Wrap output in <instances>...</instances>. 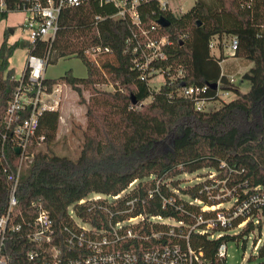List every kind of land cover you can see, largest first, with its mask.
Masks as SVG:
<instances>
[{
  "label": "trees",
  "instance_id": "16d2710c",
  "mask_svg": "<svg viewBox=\"0 0 264 264\" xmlns=\"http://www.w3.org/2000/svg\"><path fill=\"white\" fill-rule=\"evenodd\" d=\"M212 1L196 0L187 12L177 15L163 10L158 0H142V29L153 37L166 36L171 41L164 48L167 59L153 63L166 78L157 92L133 68L145 37L129 20L112 17L117 11L114 5L89 0L84 5L62 9L53 49H58L59 56H65V52L75 55L86 66L85 77H77L70 69L60 80L77 91L85 103L88 125L83 130L78 157L70 158L54 153L52 148L57 141L60 111H45L40 116L34 142L43 136L45 147H31L34 157L23 169L17 191L18 207L27 218L36 215L31 204L41 202L57 226L68 221L71 205L76 216L99 228H107L110 221L123 222L142 215V231L150 233L152 229L168 230L172 225L164 220H174L179 223L173 225L178 236L153 242L185 246L184 237L188 235L192 248L201 251L208 264H216L221 243L245 244L255 230L261 234L264 203L251 207V215L258 217L259 223L250 221L237 234L229 232L232 227L219 228L215 232L220 236L212 239L199 233L203 225H196L197 216L204 214L201 207L217 204L210 199L215 181L219 185L214 191L225 186L241 201L264 195V0ZM24 2L5 0L0 24L11 12L21 11ZM96 17L102 18L97 25L101 41L111 49V56L101 68L85 57L88 42L64 40L66 30L69 37L85 36L87 26H94ZM160 17H165L169 25H160ZM224 35L237 37L236 57L252 64L243 74L251 88L219 109L199 112L192 101L179 95L182 83L212 87L221 80L224 89L239 91L238 85L229 84L221 75L223 58L211 56L208 48L214 36ZM16 47L5 38L0 45V154L5 155L0 162V216L8 207V175L18 166L12 131L7 132L4 125L8 104L19 84L10 68ZM29 53L44 57L47 42L36 41L30 45ZM180 68L185 71L183 79L169 81L168 75ZM47 81L51 85L59 80ZM103 83H112L114 91L98 88ZM84 90L90 92L89 99L84 98ZM215 92L214 88L210 90L211 95ZM203 169L208 172L199 182L182 183V176ZM212 172L215 177L210 178ZM257 187L260 188L256 190ZM92 194L104 197L90 200ZM118 195L121 196L116 199ZM170 196L177 198V205L164 204L163 197ZM82 199L87 202L79 204ZM151 217L161 220L152 221ZM241 220L237 219L233 227ZM33 247L21 233H16L7 240L4 252L12 264H17ZM258 250L264 256V242Z\"/></svg>",
  "mask_w": 264,
  "mask_h": 264
},
{
  "label": "built area",
  "instance_id": "2783aa9c",
  "mask_svg": "<svg viewBox=\"0 0 264 264\" xmlns=\"http://www.w3.org/2000/svg\"><path fill=\"white\" fill-rule=\"evenodd\" d=\"M88 1L25 0L24 5L20 8L21 12L25 14L24 29L28 31L30 37L29 45H34L36 41H45L47 42V53L44 57L33 54L28 55L24 74L18 80V87L13 99L8 104L4 116L5 128L7 132L12 131V143L15 149H19V153H17L18 166L16 172L8 175L10 182L8 207L6 212L0 216V264H12L11 257L4 250L7 240L16 233H21L22 239L34 246L32 250L26 253L23 260L17 264H208L203 258V253L192 248L188 241V235L184 237L186 240L185 246L173 242L154 243L153 240L159 241L164 237H177L175 227L172 225L165 231L152 229L150 233H144L141 221L145 217L142 215L130 217L123 222L112 223L110 221L107 228H99L76 216L71 205L67 210L68 221L57 226L49 211L41 202L31 204L36 213L32 219L27 218L24 211L18 207L19 179L23 169L32 162L34 157L30 149L33 145L34 147H40L44 142L43 136L36 138L34 142L39 129L40 116L45 111H60L64 90L72 89L70 85L62 80L50 85L45 77V71L59 32L60 13L64 8L81 6ZM101 2L114 5L117 11L112 17L129 20L135 27L140 29L145 37L144 43L133 61V68L140 71L141 79L149 83L151 78L159 73H162L165 78V73L161 69L155 68L153 63L167 59L164 48L166 45L171 44V41L166 36L153 37L148 31L142 29V19L139 13L142 0H101ZM158 2L163 10H170V0H158ZM5 10V0H0V12ZM101 19L96 17V23L94 26H87V34L83 37H69L68 30H66L64 36V40L70 39L73 43L88 42V46L84 49V55L89 62L100 68L111 56V49L101 41V33L97 26ZM238 44V39L235 36H214L208 48L211 56L223 58L220 62L221 66L226 58L236 57ZM61 49H64L63 43ZM137 50L138 48H136ZM65 56L76 58L75 55L68 52H65ZM221 75L227 78L229 84L237 83V78L234 75L225 74L223 70ZM168 76L169 81L181 80L185 76V71L180 68L174 74ZM165 83L166 78L163 84ZM107 84L111 83H103L102 85ZM111 86L114 88L113 85ZM211 89L212 87L208 84L197 86L182 83L178 93L192 101L197 111L205 112L210 111L208 106L211 103L233 92V90L224 89L221 80L217 83L215 95L210 94ZM62 119V116H60V120ZM7 132L4 135H7ZM4 159L5 155L1 153L0 162ZM209 177H215V172H212ZM216 183L218 182L215 181L211 184L213 195H210V199L217 202V204L201 207L204 214H199L196 222L197 226L203 225L199 229V233L208 234L210 238L214 239L220 236H217L220 233L215 232L219 228L232 227L230 230L237 229L234 232L237 234L250 221L254 225L259 223V218L251 215V207H257L258 203H264V195L262 197L257 194L252 195L241 201L240 197L235 195L236 192L225 186L217 192L214 191L219 185ZM259 188L257 187L256 190ZM120 196L118 195L115 198L117 199ZM85 202H87V199H82L79 204ZM163 202L164 204L177 205V198L174 196L163 197ZM227 202L232 203L226 205ZM133 203L134 201L131 202V205ZM197 203L201 204L200 201ZM208 212L214 213L209 214ZM237 219L242 220L237 226L233 227ZM151 220H161V218L151 217ZM81 223H84L87 227ZM176 225H179V223ZM262 233L263 230L259 236H262ZM253 234H257V230ZM135 242H137V245ZM263 242L261 238H257L254 244L257 246V250ZM227 245V242L219 245L216 264L226 263Z\"/></svg>",
  "mask_w": 264,
  "mask_h": 264
},
{
  "label": "rangeland",
  "instance_id": "374dc122",
  "mask_svg": "<svg viewBox=\"0 0 264 264\" xmlns=\"http://www.w3.org/2000/svg\"><path fill=\"white\" fill-rule=\"evenodd\" d=\"M213 3L212 0H208ZM195 3L192 0H170V11L177 15L184 14L191 8ZM187 10V11H186ZM25 14L21 11L11 12L8 18L1 22L0 24V45L3 39H7L8 43L16 44V50L10 58V66L14 71V76L16 79L20 78L26 67L27 58L29 55V50L27 47H23V43L26 45L30 42V37L28 31L24 29ZM58 53H55L52 57L51 63L47 66L45 71V77L49 79H58L62 77L66 71L72 70L77 77H85L87 74L86 66L81 61L80 58H67L59 59ZM226 63H223L224 69L237 78V83L239 87L238 92H231L228 96L221 97L220 100L211 103L208 109L216 110L219 109L224 103L236 99L240 93H246L251 88L248 81L243 80V74L249 70V63L240 58H226ZM231 61L229 65L227 62ZM165 78L162 73L157 74L152 77L149 81V85L153 92L159 91ZM98 85L102 90L114 91L111 84ZM84 98H90V92L84 90ZM150 100V99H149ZM147 100V101H149ZM60 115L62 120L59 123V131L57 135V141L52 146L54 153L58 155H65L70 158H77L83 142V130L86 129L88 122L86 117V105L81 102V97L77 91L74 89L64 90L62 94V102L60 105ZM43 144L40 148L44 149ZM208 169H203L197 171L194 174H188L182 176L183 184L192 185L199 182L205 177ZM104 196L100 194H92L89 199H100ZM232 202H227L226 205H231ZM78 222H80L77 219ZM167 224L175 225L177 224L174 220H164ZM86 226L84 223H81ZM237 229L229 230L230 233L236 232ZM218 234L217 236H219ZM257 238H261L264 241V229L262 236L259 234L250 235V239L244 244L240 241L238 244L236 242H230L227 245V258L225 264H263L264 256L259 254L255 242ZM260 243V242H259ZM258 245V244H257ZM255 246V247H254Z\"/></svg>",
  "mask_w": 264,
  "mask_h": 264
},
{
  "label": "crops",
  "instance_id": "0c3cea01",
  "mask_svg": "<svg viewBox=\"0 0 264 264\" xmlns=\"http://www.w3.org/2000/svg\"><path fill=\"white\" fill-rule=\"evenodd\" d=\"M193 5H194V3H193ZM192 5V6H193ZM191 6V7H192ZM189 10V9H188ZM187 11V10H186ZM4 21V20H3ZM2 44V43H1ZM11 44V43H10ZM23 45V47H27L28 48V50H29V47H30V45L28 44V45H26L25 43H23L22 44ZM55 53H58V49H54L53 50V52H52V54H51V57H50V60H52V57H53V55L55 54ZM30 54V53H29ZM58 55H59V53H58ZM60 58L59 59H67V57L66 56H63L62 54H60V56H59ZM238 58V57H237ZM223 63H226V60L224 61V62H222V64H221V66H222V70L224 71V73L225 74H230L228 71H227V69L225 70L224 69V67H223ZM229 65L232 63L231 61H229V62H227ZM50 63H48V65H49ZM252 67V64L250 63V65H249V69ZM10 68H11V66H10ZM23 74H24V71H23V73H22V75H21V77L23 76ZM20 77V78H21ZM14 78L16 79V77L14 76ZM20 78H18L17 80H19ZM47 79H49V78H47Z\"/></svg>",
  "mask_w": 264,
  "mask_h": 264
},
{
  "label": "water",
  "instance_id": "95a60500",
  "mask_svg": "<svg viewBox=\"0 0 264 264\" xmlns=\"http://www.w3.org/2000/svg\"><path fill=\"white\" fill-rule=\"evenodd\" d=\"M158 23L164 27H166L167 25H169V21L165 18V17H160L159 20H158ZM217 87V84H214L212 85V88H216ZM135 103V101H134ZM16 153H19V149L17 148L16 149Z\"/></svg>",
  "mask_w": 264,
  "mask_h": 264
}]
</instances>
